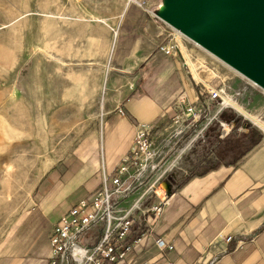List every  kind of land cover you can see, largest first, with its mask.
<instances>
[{"label":"crops","instance_id":"1","mask_svg":"<svg viewBox=\"0 0 264 264\" xmlns=\"http://www.w3.org/2000/svg\"><path fill=\"white\" fill-rule=\"evenodd\" d=\"M113 80L120 82L116 94L106 98L104 111L70 157L39 183L0 250V264H48L54 225L75 204L102 189L104 176L130 154L137 125L170 121L175 104L186 107L201 101L199 87L179 57L150 54L134 71L114 74ZM233 90L242 92V105L245 100L246 113L255 115L256 122L242 114L232 119L224 112L221 118L232 132L222 136L218 125L211 127L189 161L163 183L161 198L169 201L153 220V231L123 264H264V92L249 82H239ZM232 133L235 136L227 139ZM246 139L256 141L245 147ZM198 157L204 160L196 163ZM144 231L135 224L129 241ZM220 235H233L234 240L229 253L216 260L218 250L212 244ZM158 239L173 249L162 252Z\"/></svg>","mask_w":264,"mask_h":264},{"label":"rangeland","instance_id":"2","mask_svg":"<svg viewBox=\"0 0 264 264\" xmlns=\"http://www.w3.org/2000/svg\"><path fill=\"white\" fill-rule=\"evenodd\" d=\"M217 5L233 8L261 33L253 25L264 17V0H0V250L39 183L70 157L106 98L116 94L120 82H112L113 75L161 53L157 46L170 36L169 22L193 24ZM185 45L192 79L217 87L226 81L228 96L239 82L251 83L206 51ZM238 99L244 113L229 109L231 118L242 114L256 122ZM255 141L246 139L245 147Z\"/></svg>","mask_w":264,"mask_h":264},{"label":"built area","instance_id":"3","mask_svg":"<svg viewBox=\"0 0 264 264\" xmlns=\"http://www.w3.org/2000/svg\"><path fill=\"white\" fill-rule=\"evenodd\" d=\"M170 27V36L158 44V50L167 57H179L191 74L192 59L185 43L204 49L177 27ZM193 81L199 87L201 101L186 107L175 104L176 114L170 121L138 124L130 154L111 175L104 176L102 189L94 197L75 204L54 225L50 237L52 258L48 264H123L153 231V220L162 215L169 201L167 197L161 198L163 183L181 168L211 127L218 125L222 136L232 132L233 127L221 116L236 109L226 97L240 100L242 92L233 90V95L228 96L222 80L219 87L212 80ZM253 84L264 92L262 86ZM119 112L125 115L122 110ZM137 223L146 231L130 242ZM233 240V235H220L215 240L212 247L218 250L216 260L229 253ZM156 244L162 252L173 249L163 239Z\"/></svg>","mask_w":264,"mask_h":264},{"label":"water","instance_id":"4","mask_svg":"<svg viewBox=\"0 0 264 264\" xmlns=\"http://www.w3.org/2000/svg\"><path fill=\"white\" fill-rule=\"evenodd\" d=\"M257 22L258 26L253 27L261 32L259 35L241 20L236 10L217 5L202 12L193 24L169 23L208 47L264 88V17L259 16Z\"/></svg>","mask_w":264,"mask_h":264},{"label":"bare ground","instance_id":"5","mask_svg":"<svg viewBox=\"0 0 264 264\" xmlns=\"http://www.w3.org/2000/svg\"><path fill=\"white\" fill-rule=\"evenodd\" d=\"M164 7L161 9V11H164ZM166 11V10H165ZM185 35L189 36L190 38H192L195 42H197V44L199 46H201L204 50H206L210 55H212L213 57H215L216 59H218L219 61H221L222 63H224L225 65H227L228 67H230L231 69L235 70L238 74H240L241 76H243L244 78L248 79L249 81H251L252 83H257L259 85V83L257 81H255L254 79H252L250 76H248L247 74H245L244 72H242L240 69L236 68L235 66H233L231 63H229L228 61H226L224 58H222L221 56H219L218 54H216L215 52H213L212 50H210L208 47H206L205 45H203L202 43H200L199 41H197L196 39H194L193 37H191L190 35H188L187 33L184 32ZM261 86V85H260ZM226 101L231 104L233 107H237L238 105L236 104V102L234 100H232L229 97H226Z\"/></svg>","mask_w":264,"mask_h":264}]
</instances>
